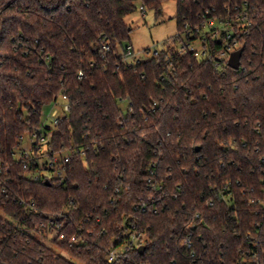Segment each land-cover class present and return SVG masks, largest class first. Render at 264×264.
I'll return each mask as SVG.
<instances>
[{"label": "trees", "instance_id": "trees-1", "mask_svg": "<svg viewBox=\"0 0 264 264\" xmlns=\"http://www.w3.org/2000/svg\"><path fill=\"white\" fill-rule=\"evenodd\" d=\"M166 1L0 0V164L9 179L0 264H108L122 226L146 239L120 264H233L252 251L264 262V4L175 0L176 35L154 56L122 62L126 18L137 4L158 14ZM245 2L259 8L249 28L230 31L242 48L237 70L214 58L217 40L211 60L179 54L198 35L184 33L186 22L235 16L224 7ZM62 97L69 110L48 129L43 155L74 151L57 180L15 155ZM152 170L156 188L147 185ZM197 213L206 226L198 223L191 256L183 240ZM51 224L59 253L41 241Z\"/></svg>", "mask_w": 264, "mask_h": 264}, {"label": "built area", "instance_id": "built-area-1", "mask_svg": "<svg viewBox=\"0 0 264 264\" xmlns=\"http://www.w3.org/2000/svg\"><path fill=\"white\" fill-rule=\"evenodd\" d=\"M261 1L264 4V0ZM257 8L259 7L257 6L254 8L253 5H249L247 2H245L243 3L242 10H239V7L237 5H235L233 9L229 6L224 7V10L227 12V14L230 12V10L236 12L234 13L235 16L226 17L214 15V17L212 18L203 16L200 23L194 26H190L186 22L183 26L184 33L189 36H192L195 33H198V35L197 39L191 45L187 46L183 44L182 47L178 49L179 54L185 55L187 50H190L194 52V56L199 60H211L209 43L211 40H217L220 44V50L216 54V56H214V58L219 60L221 64H227L230 54L238 50L237 41L232 38L230 31L235 26L239 28L240 31L249 28L252 25V21L247 16L252 13V9ZM139 9L141 11L145 10L142 6H140ZM211 11H214V9H211ZM259 12H261V10ZM262 12L264 13V8H262ZM253 16H255V14H253ZM197 42L201 45L200 51L194 49V46ZM101 48L105 52H108L110 50L107 44L102 45ZM124 53L125 55L122 57V62H126L129 64L138 62L130 45L125 47ZM154 54H156V52ZM62 99L65 101V97H62ZM68 110L69 105L66 102L61 106L60 110L58 109V104L56 102L47 114L42 113V124L37 129V131L28 132L20 138L18 151L19 153L15 155L17 161H22L23 159L30 160L35 158V162L38 163V165L40 166L39 171L44 165L46 166V170L51 169V178L62 180L64 178L65 173L64 168L67 164L71 162L74 155V151L64 150L62 151L60 156L54 155L52 158L43 155H45L49 150H51V146L48 144L50 142V134L48 129H54L60 121L61 117L64 116V113ZM130 112H132V109H130ZM24 143H27L26 146H23ZM34 153H36V155H34ZM38 155L43 157L40 158ZM7 173V168L3 167L0 164V187L2 194L4 195L7 192L5 189L6 183L9 182V179L6 178ZM40 176L41 174L39 172L33 177V179H38ZM147 185L149 188H156L154 170L149 172V176L147 178ZM118 191L119 190L116 189V192ZM226 196H230V193H226ZM221 199L225 200V196L222 195ZM248 201L250 203L253 202L252 200ZM19 204H23V202L20 201ZM213 204L214 202L210 201L208 203V206L212 207ZM24 206L29 210V213L35 212L33 203L29 206L24 204ZM145 207L146 205L143 202H139L136 206H134V209H141V211L144 212ZM200 220L201 219L199 213L195 214L190 225L188 226L187 235L183 240V246L188 251H190L191 256L195 254L194 238L195 232L198 228V223L206 226L204 221ZM55 233L56 230L51 224V227L48 229V233H42L40 234V237L48 238L50 236L51 239ZM145 239L146 236L141 233H138L135 227L122 226V231L119 234L118 239L111 240L108 245V248L106 249V262L108 264H120L121 262L118 263V260L123 259L124 254L130 253L133 248L136 247L139 249ZM76 242L77 238L72 237L69 241V245L75 244ZM233 264H264V262L259 258L258 254L252 251L251 254H241L240 259L234 262Z\"/></svg>", "mask_w": 264, "mask_h": 264}, {"label": "rangeland", "instance_id": "rangeland-1", "mask_svg": "<svg viewBox=\"0 0 264 264\" xmlns=\"http://www.w3.org/2000/svg\"><path fill=\"white\" fill-rule=\"evenodd\" d=\"M140 5L137 4L136 10L126 18V22L131 27L129 33V42L124 44L125 47L131 45L136 60H145L154 56L155 52L163 49V43L177 33L176 22V1L168 0L161 6V12L156 14L155 11H141ZM181 46L177 45V49ZM197 51L201 50V45L197 42L194 46ZM65 103L62 98L57 100L58 109ZM48 113V109L46 113ZM48 123V122H47ZM24 143L23 146H26ZM45 175H51L45 172ZM49 236V235H48ZM48 238H42V243L59 253Z\"/></svg>", "mask_w": 264, "mask_h": 264}, {"label": "water", "instance_id": "water-1", "mask_svg": "<svg viewBox=\"0 0 264 264\" xmlns=\"http://www.w3.org/2000/svg\"><path fill=\"white\" fill-rule=\"evenodd\" d=\"M241 53H242V48L230 54L228 63H227L230 68L234 70H237L239 68ZM139 250L142 253L144 250V246H140Z\"/></svg>", "mask_w": 264, "mask_h": 264}]
</instances>
